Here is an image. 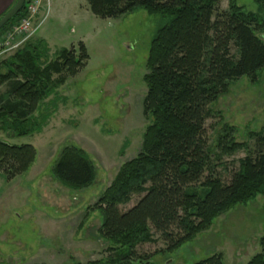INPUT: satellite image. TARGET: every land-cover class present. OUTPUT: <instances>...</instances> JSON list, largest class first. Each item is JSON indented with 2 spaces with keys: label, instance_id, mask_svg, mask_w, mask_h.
<instances>
[{
  "label": "rangeland",
  "instance_id": "rangeland-1",
  "mask_svg": "<svg viewBox=\"0 0 264 264\" xmlns=\"http://www.w3.org/2000/svg\"><path fill=\"white\" fill-rule=\"evenodd\" d=\"M16 1L0 0V18ZM233 1L264 23V0ZM38 2L34 24L42 23L27 40L19 45L22 37L6 40L26 10L0 31V62L25 44L39 42L45 44L39 60L43 66L54 62L62 49H77L79 42L88 59L75 75L51 76V81L58 82L62 76L64 81L36 103L21 127L26 135L17 132L20 127L6 132L0 122V140L31 145L36 154L26 173L12 180L0 174V264H99L116 254L108 251L110 244L100 236V213L91 207L119 168L139 153L150 124L142 114L147 93L143 76L160 17L135 9L120 18L99 19L84 0ZM229 4L230 0H218L216 8L226 11ZM257 36L264 41V30ZM256 75L254 83L245 76L232 81L227 93L210 107L214 117L206 122V135L211 166L222 182L229 181L247 154L219 155L217 140L223 127L234 128V141L246 143L250 153L260 148L250 134L264 132V68ZM9 90L8 85L0 86V107L11 98ZM65 146L82 150L93 163L95 179L86 188H68L53 176L54 163ZM139 198L133 195L120 208H131ZM262 237L264 195L259 193L214 217L208 229L175 250L166 252L163 241L154 235V243L138 244L131 252L148 264H192L215 254L224 264H247L261 253ZM145 262L135 258L129 264Z\"/></svg>",
  "mask_w": 264,
  "mask_h": 264
},
{
  "label": "trees",
  "instance_id": "trees-1",
  "mask_svg": "<svg viewBox=\"0 0 264 264\" xmlns=\"http://www.w3.org/2000/svg\"><path fill=\"white\" fill-rule=\"evenodd\" d=\"M84 1L99 19L120 18L135 9L160 17L143 76L147 93L142 114L150 118V124L142 135L139 153L119 168L91 207L100 213V236L110 244L108 251L116 254L99 264H129L135 258L145 262L147 259L131 252L136 245L154 243L153 237L158 235L166 252L175 250L208 229L214 217L237 202L264 195V132L250 134L260 146L250 153L246 143L234 141V128H222L217 140L219 155L247 152L228 182H222L211 166L206 135V122L214 117L210 107L227 93L229 84L244 76L254 83L264 68V41L257 36L264 23L233 0L226 11L217 10L218 0ZM25 10L24 4L10 21ZM42 45L44 42L27 43L0 62V70L6 69L0 71V86H10L7 97H11L0 107L6 132L21 128L36 103L53 86L62 84L64 77L54 82L53 74L75 75L88 59L79 42L77 49H62L54 62L43 66L39 61L44 56ZM17 132L27 133L23 128ZM35 157L31 145L0 140V174L8 180L26 173ZM52 173L71 189L86 188L96 175L87 154L74 146L61 149ZM133 195L140 198L132 207L120 208ZM260 248L261 253L247 264H264V237ZM192 264L224 262L215 254Z\"/></svg>",
  "mask_w": 264,
  "mask_h": 264
},
{
  "label": "built area",
  "instance_id": "built-area-1",
  "mask_svg": "<svg viewBox=\"0 0 264 264\" xmlns=\"http://www.w3.org/2000/svg\"><path fill=\"white\" fill-rule=\"evenodd\" d=\"M26 6V14L21 18V20L16 23L10 32L7 34L6 40H14V38L22 37V41L17 43L16 45L21 44L23 41L27 40L30 36H32L38 29L41 23L34 24V19L36 18L39 2L38 0H29ZM8 44H3L4 47H7ZM14 45V47L16 46Z\"/></svg>",
  "mask_w": 264,
  "mask_h": 264
},
{
  "label": "water",
  "instance_id": "water-1",
  "mask_svg": "<svg viewBox=\"0 0 264 264\" xmlns=\"http://www.w3.org/2000/svg\"><path fill=\"white\" fill-rule=\"evenodd\" d=\"M25 1L26 0H17L14 3V6L12 8H10L8 12H6L4 15L1 16V18H0V30L2 27H4L6 24H8L10 20L15 18V16L20 13V11L22 10V8L24 6L23 4Z\"/></svg>",
  "mask_w": 264,
  "mask_h": 264
}]
</instances>
